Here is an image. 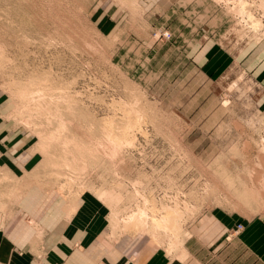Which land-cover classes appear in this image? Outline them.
I'll return each mask as SVG.
<instances>
[{
	"label": "rangeland",
	"instance_id": "obj_1",
	"mask_svg": "<svg viewBox=\"0 0 264 264\" xmlns=\"http://www.w3.org/2000/svg\"><path fill=\"white\" fill-rule=\"evenodd\" d=\"M261 1L0 0V104L37 152L34 181L99 193L113 236L183 262L203 234H264ZM203 40L227 55L208 71L184 64ZM165 209L179 228L153 233Z\"/></svg>",
	"mask_w": 264,
	"mask_h": 264
},
{
	"label": "crops",
	"instance_id": "obj_2",
	"mask_svg": "<svg viewBox=\"0 0 264 264\" xmlns=\"http://www.w3.org/2000/svg\"><path fill=\"white\" fill-rule=\"evenodd\" d=\"M157 1L163 0L143 3L149 8ZM189 49L194 50L188 55L186 51L184 64H196L199 70L208 71L227 56L206 40ZM4 109L0 104V264H264L263 233L242 232L232 241L224 233L203 234L206 253L191 243L186 262L140 236H113L108 226L111 209L99 193L86 189L74 196L34 181L37 152L5 119ZM29 163L30 169H24ZM24 175L31 182L26 188Z\"/></svg>",
	"mask_w": 264,
	"mask_h": 264
},
{
	"label": "bare ground",
	"instance_id": "obj_3",
	"mask_svg": "<svg viewBox=\"0 0 264 264\" xmlns=\"http://www.w3.org/2000/svg\"><path fill=\"white\" fill-rule=\"evenodd\" d=\"M264 1V0H263ZM261 4H263L264 5V3L261 1ZM241 8H242V6H241ZM264 8V7H263ZM243 9H241V11H242ZM254 23V22H253ZM256 25V24H255ZM111 140V139H110ZM116 141V140H115ZM117 142V141H116ZM112 145H113V143H112ZM118 146V145H117ZM117 146H116V149L115 150H118L117 149ZM113 147V146H112ZM120 147V146H119ZM108 149H111V148H108ZM114 150V152H116ZM108 151V150H107ZM109 152H110V150H109ZM109 152H107V153H109ZM111 152H112V149H111ZM110 154V153H109ZM144 199V198H143ZM145 201V200H144ZM143 203V202H142ZM146 203V202H145ZM144 203V204H145ZM148 203V202H147ZM143 204V205H144ZM150 204V203H149ZM152 206V205H151ZM142 207H144V206H142ZM154 207V206H153ZM140 208V207H139ZM148 208V207H147ZM157 208V207H156ZM165 208V207H164ZM163 208V209H164ZM167 208V207H166ZM142 209V208H141ZM140 209V210H141ZM154 209V208H153ZM169 209V208H168ZM173 209V208H172ZM167 210V209H165L166 211H164L163 212V214L162 215H160V213H159V215L158 216H156V215H152L151 217H150V229L152 230V232H153V229H159V228H161L162 230H164V231H166V232H168V233H172L174 230L176 231V230H178L177 228H179V225H178V221H177V218H179L178 216H179V212L178 213H176V211H174V210ZM152 210V209H151ZM156 210H158V209H156ZM163 211V210H162ZM133 212V211H132ZM135 212V211H134ZM133 212V213H134ZM142 212H144V211H142ZM154 212V211H153ZM157 212H159V211H157ZM161 212V211H160ZM139 213V212H138ZM132 214V213H131ZM135 214V213H134ZM145 214V213H144ZM178 214V215H177ZM137 215V214H136ZM139 215L140 216H134V215H132V216H130L129 215V217H128V219H127V221H128V223H130V225H132V226H135L136 227V225H145L146 223H144V222H146L145 220H147V219H144L143 218V215L141 214V212L139 213ZM111 216H113L112 214H111ZM148 217V216H147ZM145 218H146V216H145ZM149 218V217H148ZM117 219V218H116ZM125 219V218H124ZM123 219V220H124ZM122 220V221H123ZM144 220V221H143ZM113 221H114V219H113ZM117 221H118V219H117ZM141 221H143V222H141ZM114 223H116V221L114 222ZM127 223V222H126ZM147 223H149L148 221H147ZM116 225V224H115ZM138 227H140V228H142L141 226H138ZM146 227L149 229V227H148V224H146ZM147 229V230H148ZM149 231V230H148ZM156 232V231H155ZM155 232H153V233H155ZM157 234H158V231H157ZM154 237V236H153ZM154 239H156L155 237H154ZM153 240V239H152ZM170 249L171 248H169V251H170ZM172 250V249H171Z\"/></svg>",
	"mask_w": 264,
	"mask_h": 264
},
{
	"label": "built area",
	"instance_id": "obj_4",
	"mask_svg": "<svg viewBox=\"0 0 264 264\" xmlns=\"http://www.w3.org/2000/svg\"><path fill=\"white\" fill-rule=\"evenodd\" d=\"M162 36H163L164 38H166V39L170 38V34H169L167 31L163 32V33H162ZM240 229H241V226H238V227L235 229V233H238V231H239Z\"/></svg>",
	"mask_w": 264,
	"mask_h": 264
}]
</instances>
